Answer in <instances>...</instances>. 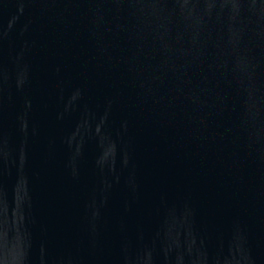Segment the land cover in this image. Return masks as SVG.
I'll return each mask as SVG.
<instances>
[{
	"label": "water",
	"instance_id": "water-1",
	"mask_svg": "<svg viewBox=\"0 0 264 264\" xmlns=\"http://www.w3.org/2000/svg\"><path fill=\"white\" fill-rule=\"evenodd\" d=\"M0 264H264V0H0Z\"/></svg>",
	"mask_w": 264,
	"mask_h": 264
}]
</instances>
